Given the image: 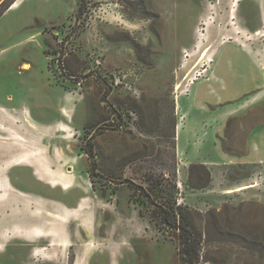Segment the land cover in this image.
I'll return each mask as SVG.
<instances>
[{"label":"rangeland","instance_id":"rangeland-1","mask_svg":"<svg viewBox=\"0 0 264 264\" xmlns=\"http://www.w3.org/2000/svg\"><path fill=\"white\" fill-rule=\"evenodd\" d=\"M15 2L0 17V264H187L159 204L192 220L193 264H264V163L239 161L264 102L182 112L236 36L235 0ZM26 153L38 168L16 164Z\"/></svg>","mask_w":264,"mask_h":264},{"label":"crops","instance_id":"crops-1","mask_svg":"<svg viewBox=\"0 0 264 264\" xmlns=\"http://www.w3.org/2000/svg\"><path fill=\"white\" fill-rule=\"evenodd\" d=\"M245 1L237 3L234 17L230 16L227 25L242 33L227 36L220 43L208 68V78L194 84L188 97L189 111L183 107V114L215 119L222 109L241 99L256 104L264 102V39L254 34L264 26V0H247L254 7L252 16L242 11ZM248 19H252L253 24H249ZM213 108L217 110L213 111ZM245 142L246 153L239 161L264 163V123L248 130ZM224 156L220 155V158L225 159Z\"/></svg>","mask_w":264,"mask_h":264},{"label":"trees","instance_id":"trees-1","mask_svg":"<svg viewBox=\"0 0 264 264\" xmlns=\"http://www.w3.org/2000/svg\"><path fill=\"white\" fill-rule=\"evenodd\" d=\"M15 1L16 0H9L1 6L0 17ZM157 208L158 212L155 216L156 223L160 226L169 227L176 232H174V234L180 245V254L187 264H193L197 259L200 239L195 232L192 220L189 219L188 214H186L185 210L180 207V205L173 207L171 205L159 204Z\"/></svg>","mask_w":264,"mask_h":264},{"label":"bare ground","instance_id":"bare-ground-1","mask_svg":"<svg viewBox=\"0 0 264 264\" xmlns=\"http://www.w3.org/2000/svg\"><path fill=\"white\" fill-rule=\"evenodd\" d=\"M240 1H241V0H235L233 6H232V8H231V10L229 11V13L231 14V16H234V12H235V9H236V6H237V3L240 2ZM15 6H16V2H15L11 7H9L8 10L14 8ZM239 32H241V31H240L238 28H236L235 33L238 34ZM241 33H242V32H241ZM241 33H240V34H241ZM199 43H200V41L198 40V41L196 42L195 47H198V44H199ZM25 67L28 68L27 65H26ZM25 150H26V148H25ZM32 153H33V152H32ZM25 156H26L25 158H24V157H18V158L16 159V164L21 165V164H23V163L25 162L27 165L32 166L34 169L38 168L39 164H37V160H38L37 156H35L34 154L27 155V153H26ZM24 159H25V160H24ZM22 180H23L22 182H25V184H29L26 178H22ZM6 183H7V181H6ZM8 183H9V182H8ZM253 187H255V185L250 184V185H248V186H242V187H239V188L236 189L235 191H241V190L250 189V188H253ZM65 188H67V187H65ZM69 190H70V188H67V191H69ZM228 193H231V192H228ZM54 224H55V223H54ZM57 225H58V224H55L54 227H55V230L59 231ZM59 228H60V227H59ZM38 231H40V230H38ZM27 235H30V236H36L37 234H34V232L29 231V232H27Z\"/></svg>","mask_w":264,"mask_h":264},{"label":"built area","instance_id":"built-area-1","mask_svg":"<svg viewBox=\"0 0 264 264\" xmlns=\"http://www.w3.org/2000/svg\"><path fill=\"white\" fill-rule=\"evenodd\" d=\"M256 36H259L260 38L264 39V26L262 28L261 31H257L254 33ZM188 56V53L186 51L183 52V57L186 58ZM208 68H204L202 69L201 71H199L198 73H196L192 79H191V83H193L194 81L196 80H199V78H204V79H207L208 78Z\"/></svg>","mask_w":264,"mask_h":264}]
</instances>
